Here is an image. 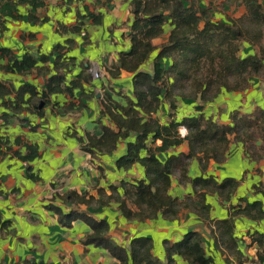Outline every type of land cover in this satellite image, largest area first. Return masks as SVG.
<instances>
[{
  "label": "crops",
  "instance_id": "1",
  "mask_svg": "<svg viewBox=\"0 0 264 264\" xmlns=\"http://www.w3.org/2000/svg\"><path fill=\"white\" fill-rule=\"evenodd\" d=\"M40 1L42 5L35 8L21 0H0V48L9 49L18 60L25 55L36 60V66L26 71H8V59L0 52V85L10 89L0 93V213L7 222L0 225V264H119L103 246L86 242L92 233L86 221L78 219L65 226L56 208L108 221L109 238L128 250L133 238H151L154 254L165 258L163 263L167 245L196 232L203 237L213 264H259L264 246L253 241L264 235V217L254 219L239 210L257 201L264 210V143L256 148L257 159L248 157L232 137L223 162L211 160L203 169L192 160L189 182L181 183L178 175L172 178L170 194L190 204L176 217L159 212L153 219H127L117 201L123 198L121 183L146 179V174L138 163L125 169L117 161L135 137L121 141L111 153L92 155L83 146L88 135H102L103 125L112 127L101 116L105 94L121 104L126 103V94H133L131 73L122 71L113 79L108 72L118 63L119 54L130 50L132 0ZM259 2L264 5V0ZM186 4L207 9L212 21L229 22L248 13L245 0H186ZM171 29L167 24L153 45L167 43ZM259 49L241 42L239 56L258 54ZM90 68H98L100 77L94 78ZM144 70L151 72L152 63ZM83 73L88 80L80 78ZM53 77L59 83L49 84ZM192 105L191 109L181 101L175 119L196 114L199 103ZM201 106L217 123L232 125L233 111L249 114L264 109V77H252L246 90L223 91L215 101ZM169 113V105L163 104L157 115L161 123L169 120ZM185 129L180 128L181 136ZM180 152H188L186 143L168 154ZM197 177H212L218 184L235 180L236 188L220 193L195 190L192 180ZM70 191L88 194L93 201L90 206L65 204L56 197ZM111 195L114 199L108 200ZM222 218L234 221V248L223 243L215 228ZM175 259L177 264H189L181 256Z\"/></svg>",
  "mask_w": 264,
  "mask_h": 264
},
{
  "label": "trees",
  "instance_id": "2",
  "mask_svg": "<svg viewBox=\"0 0 264 264\" xmlns=\"http://www.w3.org/2000/svg\"><path fill=\"white\" fill-rule=\"evenodd\" d=\"M21 2L32 3L35 8L42 5L40 0ZM245 4L246 15L223 22L212 21L207 9L187 6L186 0H132L130 50L121 52L118 63L108 72L113 79L122 71L131 73L133 97L124 96L126 103L121 104L106 93L101 103V116L108 118L113 128L103 125L102 135H88L83 146L92 155L111 153L121 141L131 135L135 137V142L128 143L127 153L117 161V166L125 169L138 163L146 174V179L121 183L123 198L117 201L127 219H153L159 212L174 218L189 207L188 200L170 194L172 178L178 175L181 183L189 182L188 170L194 159L203 169L211 160L223 162L232 137L242 145L248 157L257 159L260 156L256 155V148L264 143V109L257 108L249 114L235 110L231 113L232 125L217 123L202 111L201 105L195 106L196 114L175 119L181 101L189 104L198 99L203 103L213 102L223 91H244L251 85L252 77H264V48L261 46L264 5L259 0H245ZM167 24L172 25L168 42L154 46L152 41L164 33ZM244 41L258 45L259 53L241 58L239 49ZM0 52L8 59V71L23 72L36 66V60L30 55L18 60L9 49L0 48ZM149 62L152 63L151 72L144 70ZM80 78L86 81L88 75L83 73ZM58 80L53 77L49 84L59 83ZM50 89L57 90L52 86ZM0 93H10V89L0 85ZM40 97L45 104V93H40ZM165 103L169 105V120L161 123L157 115ZM181 127L187 129L184 137L179 132ZM158 141L161 145H157ZM185 143L187 153L168 154ZM192 185L195 190L218 193L236 188L235 180L218 184L212 177H197ZM112 191L117 192V188L112 187ZM56 197L65 204L90 206L93 201L88 194L80 195L75 191ZM111 199H114L112 195L108 197ZM203 209L208 217V206ZM55 212L65 226L78 219L86 221L92 230L86 242L103 246L119 264H177L175 256H181L189 264H213L205 252L203 237L196 232H189L183 240L167 245L163 263L154 254L151 238H133L128 250L109 238L108 221H97L77 211L65 213L61 208H56ZM239 213L262 219L263 204L259 201L248 204ZM6 224L0 213V225ZM215 228L223 243L236 247L232 218L218 220ZM253 242L263 248L264 235ZM258 260L259 264L264 263L263 252H259Z\"/></svg>",
  "mask_w": 264,
  "mask_h": 264
},
{
  "label": "built area",
  "instance_id": "3",
  "mask_svg": "<svg viewBox=\"0 0 264 264\" xmlns=\"http://www.w3.org/2000/svg\"><path fill=\"white\" fill-rule=\"evenodd\" d=\"M90 72H91V74H92V76L94 77V78H99L100 77V72H99V70H98V68H90ZM185 129V128H184ZM186 130V129H185ZM184 130V133L182 134V136H184L185 135V131Z\"/></svg>",
  "mask_w": 264,
  "mask_h": 264
},
{
  "label": "rangeland",
  "instance_id": "4",
  "mask_svg": "<svg viewBox=\"0 0 264 264\" xmlns=\"http://www.w3.org/2000/svg\"><path fill=\"white\" fill-rule=\"evenodd\" d=\"M154 53H155V55H156V53H157V52H154ZM244 58H246V56H245ZM132 95H133V94H132V92H131L130 94H126V96H127V97H132ZM196 102H197V103H199V105H201V104L203 105V102H202L201 100H199V99H198V100H196ZM190 107H191V109H192L193 105H192V104H190ZM222 182H223V180H222ZM222 219H224V218H222ZM163 257H165V255H164V254H163ZM160 260H161V261H164V260H165V258H163V259H160Z\"/></svg>",
  "mask_w": 264,
  "mask_h": 264
}]
</instances>
